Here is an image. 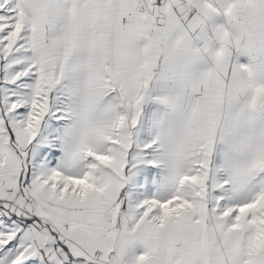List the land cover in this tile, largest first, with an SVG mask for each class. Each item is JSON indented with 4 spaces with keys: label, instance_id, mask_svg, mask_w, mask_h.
Wrapping results in <instances>:
<instances>
[{
    "label": "snow or ice",
    "instance_id": "1",
    "mask_svg": "<svg viewBox=\"0 0 264 264\" xmlns=\"http://www.w3.org/2000/svg\"><path fill=\"white\" fill-rule=\"evenodd\" d=\"M0 264H264V0H0Z\"/></svg>",
    "mask_w": 264,
    "mask_h": 264
}]
</instances>
